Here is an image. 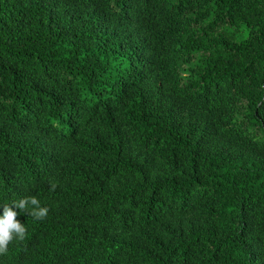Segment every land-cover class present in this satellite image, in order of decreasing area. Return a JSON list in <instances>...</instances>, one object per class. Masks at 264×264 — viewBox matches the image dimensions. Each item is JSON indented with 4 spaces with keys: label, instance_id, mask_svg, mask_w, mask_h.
<instances>
[{
    "label": "trees",
    "instance_id": "1",
    "mask_svg": "<svg viewBox=\"0 0 264 264\" xmlns=\"http://www.w3.org/2000/svg\"><path fill=\"white\" fill-rule=\"evenodd\" d=\"M32 195L0 264H264V0H0V205Z\"/></svg>",
    "mask_w": 264,
    "mask_h": 264
},
{
    "label": "clouds",
    "instance_id": "2",
    "mask_svg": "<svg viewBox=\"0 0 264 264\" xmlns=\"http://www.w3.org/2000/svg\"><path fill=\"white\" fill-rule=\"evenodd\" d=\"M54 188L55 185H52ZM20 212H25L35 220L44 219L49 209L42 206L36 195L22 197L11 204L0 205V255L8 250L9 243L16 239L22 240L26 234L25 223L17 219Z\"/></svg>",
    "mask_w": 264,
    "mask_h": 264
}]
</instances>
